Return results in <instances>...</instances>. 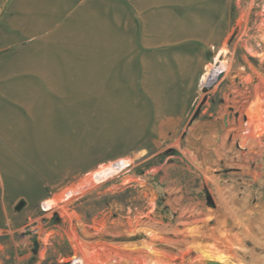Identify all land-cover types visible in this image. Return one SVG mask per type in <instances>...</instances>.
Listing matches in <instances>:
<instances>
[{
  "label": "rangeland",
  "instance_id": "1",
  "mask_svg": "<svg viewBox=\"0 0 264 264\" xmlns=\"http://www.w3.org/2000/svg\"><path fill=\"white\" fill-rule=\"evenodd\" d=\"M10 2L0 264L85 252L103 264H204L202 251L264 264V0ZM222 45L227 70L201 82ZM122 158L127 168L60 202L71 218L41 209Z\"/></svg>",
  "mask_w": 264,
  "mask_h": 264
},
{
  "label": "bare ground",
  "instance_id": "2",
  "mask_svg": "<svg viewBox=\"0 0 264 264\" xmlns=\"http://www.w3.org/2000/svg\"><path fill=\"white\" fill-rule=\"evenodd\" d=\"M257 56L263 57L264 51L261 53H257ZM215 68L221 72L226 71L228 68L227 49L223 45L221 47H219L215 51V53L213 54L212 63L210 65L205 66V71L202 74L200 81L203 82V81L207 80L208 78H210V76L212 75L211 70H213ZM258 128L259 127H257V128L254 127V129L251 131V133L255 136H258L260 134V133H257ZM129 164H130L129 159L122 158V159H120V160L118 159L114 162L111 161L109 163L99 165L96 169L87 173L84 176L83 181L81 183L77 184L76 187H74L72 189H68L65 192H62L61 195H55V196H52L49 198H45L40 203L41 209L43 211H51L53 209H57V210H59L60 214L62 216H64L65 218H67V219L71 218L70 212L65 209L64 205H60V202L67 201L72 197L75 198L76 195L83 192L87 188V184L96 185L98 183H101V182L105 181L106 179H108L110 176L114 175L117 171L119 172L121 169L127 168V166ZM69 188H70V186H69ZM142 230L149 237H151L153 239L158 237V235H157L158 233L150 227L149 228L143 227ZM188 232H192V228H189ZM189 247L190 246H186L185 249H187ZM195 247L199 248L198 245H195ZM147 249L149 252L155 253V251H153L152 248L149 247V245L147 246ZM202 252H203V256L208 258V260H216V261H219L220 263H223V264H229V263L230 264H247V263H243V262L233 263L230 259L231 257H229L223 253H216V252L215 253H208L205 251H202ZM84 254H85L84 257H82V258L78 257V258L72 259L70 264H91L92 262L94 264H103V262L97 263V261H96L97 258H96L95 254H92L90 252H85ZM152 264H159V263L155 262V260H153Z\"/></svg>",
  "mask_w": 264,
  "mask_h": 264
},
{
  "label": "crops",
  "instance_id": "3",
  "mask_svg": "<svg viewBox=\"0 0 264 264\" xmlns=\"http://www.w3.org/2000/svg\"><path fill=\"white\" fill-rule=\"evenodd\" d=\"M3 1L4 0H0V7H1V5H2V3H3ZM40 0H11V2H10V5L11 4H13V5H16V4H19V5H21V4H27L28 6H33V5H35V4H38V2H39ZM22 12H24V11H22ZM39 13H41V10L39 11ZM45 213H47V212H49V211H44ZM44 214V213H43ZM47 215V214H46ZM47 218V217H46ZM8 231V230H7ZM258 261L259 262H264V255H262V257H259L258 258Z\"/></svg>",
  "mask_w": 264,
  "mask_h": 264
},
{
  "label": "water",
  "instance_id": "4",
  "mask_svg": "<svg viewBox=\"0 0 264 264\" xmlns=\"http://www.w3.org/2000/svg\"><path fill=\"white\" fill-rule=\"evenodd\" d=\"M121 170H122V169H121ZM23 206H24V201H20V202H18L17 205L15 206V210L18 211V210H20ZM33 245H34L35 247H38V243H37L36 241L33 242ZM68 264H70V262H69ZM204 264H223V263H220V262H218V261H216V260H206V261L204 262Z\"/></svg>",
  "mask_w": 264,
  "mask_h": 264
},
{
  "label": "trees",
  "instance_id": "5",
  "mask_svg": "<svg viewBox=\"0 0 264 264\" xmlns=\"http://www.w3.org/2000/svg\"><path fill=\"white\" fill-rule=\"evenodd\" d=\"M56 215V214H55ZM55 220H57L58 221V218H56V216H55Z\"/></svg>",
  "mask_w": 264,
  "mask_h": 264
}]
</instances>
